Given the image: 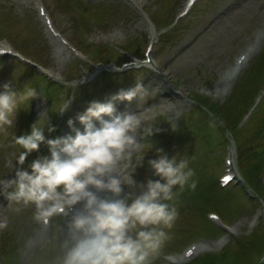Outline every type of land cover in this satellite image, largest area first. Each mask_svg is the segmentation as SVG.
Listing matches in <instances>:
<instances>
[{"label":"rangeland","instance_id":"1","mask_svg":"<svg viewBox=\"0 0 264 264\" xmlns=\"http://www.w3.org/2000/svg\"><path fill=\"white\" fill-rule=\"evenodd\" d=\"M36 1L0 0V43L9 41L16 50L44 66L53 81L73 88L77 86L75 81L78 78L91 74L97 68H92L93 59L84 50L83 45L89 44L93 46L92 49L108 45L121 54V50L128 49L129 45L134 43L138 47L134 53L141 56L148 41V28L152 26L141 16V11L146 10L147 17L155 22L161 17L166 22H171L181 11L185 2V0H147L139 4L138 0H132V3L125 0H41L51 14L56 27L83 53V60H79L46 32L37 16ZM98 9L103 12H98ZM83 12H88V15ZM91 14H93L92 20L97 18L96 21L100 22L98 27H93L89 19ZM181 23H184V26L186 24L187 27L180 31V38L165 48L157 42L154 46L153 66L143 68L134 78H121L118 73L121 71L117 69H121L120 64L127 59L113 58L112 60L116 61L118 67L110 69L113 73L109 76L114 79L108 83L111 88L114 85V89L106 95L103 94L104 85L100 87L97 85L95 88H98L91 90L89 94L81 98L76 96L55 138L69 134L75 135L73 129L68 126L69 119L75 121L76 129L84 130V126L76 120V117L86 110L90 102H105L121 89L133 88L138 82L151 86L153 91L150 97L138 104L136 101L116 102V108L119 112L130 110L143 113L142 119L145 120V124L141 129V137L145 147L157 138V133L150 138L147 136L149 126L156 124L155 126L160 131L169 123L180 126L185 113L198 112L195 103L196 94L206 95L214 102L227 100L233 86L238 84L250 63L264 48V0H199L194 11ZM155 32L160 39V32L157 29ZM258 40L260 41L259 47H255L237 78L234 81L227 80L226 74L236 56L248 49L250 43ZM33 76H35L34 72L21 66L15 58H0V86L11 82L16 90H22L30 83V86L36 87L38 92V96L30 102L28 110L19 111L13 127L6 132H0V193L6 195L11 189L3 191L2 180L10 172L15 175L16 167L27 168L34 159L43 155L42 151L46 146L42 144L38 152L34 151L28 155L23 166H17V158L24 150L15 142V136L30 133L33 124L46 115L41 123L47 120L44 133L49 139L48 128L53 127L58 120L60 121L57 115L58 109L66 100H72L73 88L70 87L67 92L63 93V97L58 96L60 102L57 101V109L53 103L47 101L46 96L44 97L43 89L39 92L38 86L44 85L45 82L33 84V81L30 82ZM95 80L84 83L86 84L84 86L92 84ZM172 89L176 90V93ZM55 107L57 111L55 110L52 114ZM148 108L151 110L145 111ZM262 108H264V103ZM227 144H231L228 151H231L233 155L234 169L237 173L234 183L245 186L241 170L237 165L234 141L230 136L227 137ZM172 148L171 154L166 153L169 157L179 154L182 158L190 159L191 154L193 155L196 151L193 143L184 144L182 147L172 146ZM228 151H226V146L224 149H218L223 156ZM151 156V159H155L157 153L153 152ZM149 171L151 170L140 173L137 170L134 178L147 177L152 174ZM223 171L224 165L217 166L216 174L220 175ZM1 197L0 262L4 261L5 253L10 252L14 244L23 262L36 264V258L40 255L39 251L50 234L48 233L36 244L30 246L38 229V223L33 219V206L17 205L7 198L2 201ZM217 197L218 202L223 203L221 206L224 208V214L231 216L232 207L236 201L230 200V197L224 193H219ZM262 206H264L263 200L256 203L243 200L231 217L226 218L222 215L223 224H227L228 229L223 228L222 224H214L218 231L214 234H206L204 238L199 239L198 235H203L204 231L209 230L211 223L198 214L194 217L195 224L192 228L188 226V222L191 223L193 217H179L173 228L169 230V239L153 264L164 263V255L178 254L184 246L193 241L207 244L205 251L199 255L207 252L216 253L220 251L216 240L223 233H228L230 240L228 242H237L264 224V207ZM17 208H20V211L17 212ZM256 210L261 213L258 225L254 224Z\"/></svg>","mask_w":264,"mask_h":264},{"label":"clouds","instance_id":"2","mask_svg":"<svg viewBox=\"0 0 264 264\" xmlns=\"http://www.w3.org/2000/svg\"><path fill=\"white\" fill-rule=\"evenodd\" d=\"M152 91L138 82L105 102H90L76 117L83 131L74 127L73 119L67 121L75 135L46 138L47 120L41 123L44 115L30 133L15 136L24 150L17 166H23L42 144L50 153L34 159L27 168L16 167L14 178L7 181L10 202L32 205L38 224L55 220L36 264H153L158 258L179 218L180 195L195 191L198 181L188 158L169 157L163 149H157V158L148 161L158 179L138 182L134 178L153 145L143 151V113L119 112L116 102L138 104ZM37 96L30 83L22 90L11 82L0 86V132L12 128L19 111ZM68 108L66 100L59 112ZM155 125L147 129L149 138L160 131ZM176 127L172 124L174 131ZM55 130L48 128L49 133Z\"/></svg>","mask_w":264,"mask_h":264},{"label":"trees","instance_id":"3","mask_svg":"<svg viewBox=\"0 0 264 264\" xmlns=\"http://www.w3.org/2000/svg\"><path fill=\"white\" fill-rule=\"evenodd\" d=\"M263 72L264 51L257 58L246 77L237 85L234 95L228 102L225 104L209 103L207 99L199 97L202 102L207 103L205 106L212 113V117L205 115V120L196 121L186 115L188 118L181 123L178 129L175 131L172 128L166 129V131L161 133L159 137L160 141L153 147H148V149L151 147L152 149L145 151V153L148 152L145 156L143 166L137 169L140 173L150 169L151 171L149 172H152V174L141 179H135L138 182H146L148 179H158V177L153 175V171L148 164V161L151 160V155L153 152L157 153V149H163L165 153L171 154L172 146L182 147L184 144L194 143L197 152L190 160V166L196 171L195 179L198 181V186L195 191H185L180 195L178 201L179 216L194 213L203 214L208 208L219 207L217 195L224 193L228 196V192L219 191L217 179L209 172L216 157L215 147H213L214 133H217L218 129H221L218 119L226 121V123L232 126V132L234 131V125L237 123L235 121H238L243 106L255 92L257 84L261 81L260 74ZM58 87L61 89L60 86ZM241 101L244 102L243 105H240ZM244 131L246 132L245 134L242 131L234 132L235 138L238 137V134L240 138L243 136L247 137L245 140H241L240 143L237 141L239 149H241V143L250 145L247 152L241 149L240 153L245 158L241 159L240 167L244 177L248 180L253 190L260 197L264 198V188L261 181L264 171V116L260 119L256 127L253 129L246 128ZM256 145L260 149L254 151ZM216 161L221 162L220 160ZM248 244L250 248L247 246ZM241 247L246 250L250 249L256 256V259L259 260L264 256V236L253 235L245 243H242ZM232 250V248L227 247L221 254L209 255L201 260L199 264H243V259H241L240 255Z\"/></svg>","mask_w":264,"mask_h":264},{"label":"bare ground","instance_id":"4","mask_svg":"<svg viewBox=\"0 0 264 264\" xmlns=\"http://www.w3.org/2000/svg\"><path fill=\"white\" fill-rule=\"evenodd\" d=\"M235 67H236V66H235ZM239 69H240V68L236 67V74H235L234 78L237 76ZM95 75H96V72H95L94 74H92L91 77H94ZM232 80H233V79H232ZM4 199H5V198H4ZM4 199H3V200H4Z\"/></svg>","mask_w":264,"mask_h":264}]
</instances>
